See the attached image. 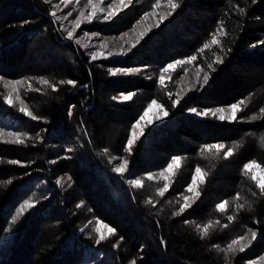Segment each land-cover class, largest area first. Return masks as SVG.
Segmentation results:
<instances>
[{
    "label": "trees",
    "instance_id": "1",
    "mask_svg": "<svg viewBox=\"0 0 264 264\" xmlns=\"http://www.w3.org/2000/svg\"><path fill=\"white\" fill-rule=\"evenodd\" d=\"M149 2H134L119 24H130ZM0 4L6 15L0 23V65L33 39L50 60L47 78L57 85L27 96L37 119L5 106L0 94V107L11 124L27 129L23 143L0 140V264H16L23 250L28 255L19 264H244L264 252V193L243 171L252 161L264 166V0H178L171 20L133 54L103 63L91 60L65 36L45 0ZM177 20L186 28L184 37L169 33ZM220 27L222 59L214 62L208 55L216 66L208 86L175 106L164 99L156 78L109 71L122 65L158 73L170 61L194 54L202 62L200 48ZM0 73L6 71L0 67ZM130 92L135 93L130 101L115 98ZM153 98L168 104L169 119L140 137L129 167L118 173L109 158L111 152L123 153L127 131L110 141L114 115L119 112L131 121L141 110L140 101ZM236 101L244 103L234 121L203 120L186 112ZM68 135L79 142L73 159L59 153ZM218 144L225 148L217 152L212 146ZM146 148L182 156L184 165L170 194L189 182L194 168L204 169L200 196L190 208L176 212L169 202H150L130 183L129 174L141 164ZM228 148L234 154L225 159ZM28 200L35 205L17 211ZM222 201H227L223 211L216 206ZM35 218L42 222L28 243ZM90 218L102 219L115 232L98 240L83 229ZM43 222L55 223L48 239ZM251 229L257 237L248 250L226 252L225 246Z\"/></svg>",
    "mask_w": 264,
    "mask_h": 264
},
{
    "label": "rangeland",
    "instance_id": "2",
    "mask_svg": "<svg viewBox=\"0 0 264 264\" xmlns=\"http://www.w3.org/2000/svg\"><path fill=\"white\" fill-rule=\"evenodd\" d=\"M45 1L51 10V13H55V18L60 24V28L62 29L65 36L69 38L68 33L72 32L73 36L69 39L76 43L79 41L77 44L81 46L82 50L86 55H88V57H90L91 60L102 63L121 62V60H124L126 57L133 54L134 51L140 47V44H142V42H144V40H146L152 32L158 29L164 22L171 20L172 15L176 11V8L173 9L169 6L168 0H150V2L147 4L148 7L138 13L130 24H119V19H123V17L127 15L126 12H128L129 8L134 2H137V4L143 2V4H145L147 0H131L130 3L128 0H125L123 5L120 3V0H91V3L89 0ZM177 2L178 0H173V3ZM93 5L97 8V11L95 15H93L89 20L87 17L92 14ZM101 9H103V11H101ZM81 12L84 13V16L80 15ZM109 12H113L114 14L112 16H108ZM5 19L6 15L2 9L0 12V23H2ZM169 33H175L178 36L184 37L186 28L184 27L183 23L177 20V22L174 23V25L169 29ZM222 35L223 29L221 27L217 28L215 31H213L212 36H210V38L202 45L200 51H202L203 56L205 55L202 59V62L198 59L197 55L194 54L170 61L158 73L156 71L149 72L151 71L150 69L142 66L122 65L109 67V71L114 76H143L144 78H156L158 86L157 88L162 90L163 96L165 94L164 99L167 100L169 104L175 106L181 99L186 98L194 92L200 93L208 86L210 82L211 71L216 69L215 64L209 61L208 55L210 54L212 56V60L214 62L221 61ZM213 38H215L217 41L216 43H213ZM30 40L31 41H29L26 46H20L14 50L12 52L13 57H9V59L8 57H5L4 62L1 63L2 65H0V67L3 68L6 73H0V89L2 90L0 94L3 96L2 100L5 106L18 111L21 115L28 119H34L33 117L37 119L36 113L32 108V101L31 99H27V96L30 92L43 91L47 86L51 87L50 89L56 90L57 85L55 83H51V80L47 78L49 76H46V74H48L51 70L49 67L50 60H47L46 56L41 54V50L36 48V42L33 39ZM133 45H135V47H133ZM93 54H96L95 59L92 58ZM191 57H195V59L191 60ZM176 61H184V63L177 65L175 64ZM170 64L174 65V68L164 71V69H166ZM161 76L164 77L163 83L160 81ZM205 77H207V81H205ZM42 80L48 81V85L42 83ZM15 81H19L20 83L14 84L13 82ZM134 94V92L122 93L115 98L118 101L126 102L133 99ZM9 95L12 97V104L7 103V97ZM126 96H131V98L124 99ZM152 101H156L158 105H162V108L153 106L151 110L148 111L149 105L152 104ZM240 102L241 101H236L231 104H218L207 108L189 107L186 112L198 119L203 120L216 118L220 121H234L236 120L240 110L236 112L235 119H233L230 106L233 104H239V108L241 109L242 104H240ZM22 107L28 109L32 115H26L24 112H21L20 108ZM140 107V112L131 121L128 119L127 115L124 116L123 114L117 112V114L114 115V119L110 125L109 138L112 143L115 142L116 136L117 139H119L120 136H124V133L127 131L125 139L126 144L124 150L122 151L123 153L120 154L111 152L109 158L110 161L113 162L115 168L120 166L123 161L126 160L127 165L123 172L127 170L129 164L131 163L129 156L131 153H133V146L142 136L140 134L141 130H143L144 134L149 130L161 126L165 121H167V119H169V110L167 108L168 104L165 103V101L153 98L144 103L143 100L140 101ZM192 109H195L196 111L194 112ZM218 109L224 110L223 115L226 117L225 119L222 120L219 118L221 113L218 111ZM146 111H148V114L147 116H144ZM165 112L167 115H165ZM197 112H208L209 115H197ZM213 112L216 113L215 116L211 115ZM142 116L144 119H141ZM12 121V118L5 115L3 112V107H0V140L4 139L6 141L19 143L17 142V137L22 140V138H24L27 134V129L14 126L16 125L15 123L12 125ZM134 126H136V138L131 146V150L129 151L127 150L128 140L132 139ZM65 138L67 139V142L61 143L59 145V153L62 158H68L72 156L73 159L77 151L76 148L79 147L78 139L73 135L65 136ZM177 157L180 158L179 166L174 167L172 172L166 171L173 158ZM141 159V164L133 167V173L131 172L129 174V176H131L130 181H142V186H133L142 190L143 193H145L146 198L150 199V202H156L157 200L156 203H161V205L169 202V204L167 203L166 205H170L171 207L173 206L176 212H180V208L182 206L185 210L190 208L195 203V201L200 196V188L205 180L204 175L203 182H201V176L197 175L196 169L200 168L205 173L204 169L201 167L194 168L189 182L184 185L179 192L175 193L174 190L173 193L170 194V189H174L175 180L177 179L176 176L179 173V169H181L184 165L182 156L170 155L166 157L165 154L159 149L146 148ZM256 164L261 165L262 168H253L249 174H255L257 179L264 181V171H262L264 166L259 162H256ZM161 173L164 175L162 176ZM149 175L152 176V179L148 178ZM164 176H167L168 179L165 180ZM69 177L72 180L74 179L75 175L73 177L72 175H69ZM194 177L196 180L195 185H193ZM165 184H167L168 187L161 196L158 194V191L159 189L163 188ZM218 184L219 183H216L214 186H218ZM190 186L194 187V191H188ZM196 192H198L199 195H196ZM155 195H157L158 198L155 197ZM185 197H187V200H185ZM27 202H30V200L25 201L22 203V205H25ZM224 202L225 201L217 202L216 206ZM32 205L34 206L35 204ZM21 206L17 211L20 210ZM28 208L25 209L28 210ZM36 219L37 218L33 220V223L30 226L31 232L33 231V233L28 234L26 241L28 243L34 241L36 232L38 231L37 228L42 222ZM102 225H107L109 228L113 229V227H111L108 223L98 218H90L89 221L84 225L83 229H87L90 234L96 236L98 240H101L99 238V234L96 231L97 227H100V231L104 234L105 238L113 234H110L107 228L102 227ZM41 226L45 230V238H50L48 236H52L55 223L43 222V225ZM253 233H255V238H253ZM241 237L244 239H240ZM256 237V232L251 229L247 231L245 235L234 239L238 241V243L233 244L231 250H228V245L232 242L225 246L226 252H244L252 246ZM241 248H243V251H240ZM22 252L24 255L21 253L15 258L14 261L16 264L22 263V261L27 257L28 252L27 254H25L26 251L24 250ZM244 264H264V252L250 260H247Z\"/></svg>",
    "mask_w": 264,
    "mask_h": 264
},
{
    "label": "snow or ice",
    "instance_id": "3",
    "mask_svg": "<svg viewBox=\"0 0 264 264\" xmlns=\"http://www.w3.org/2000/svg\"><path fill=\"white\" fill-rule=\"evenodd\" d=\"M89 2L91 3V0H89ZM124 2H125V0H120V3L122 5L124 4ZM128 2L130 3L131 0H128ZM168 2H169V6L171 8H173V9H175L176 7L179 6L177 3H173V0H168ZM96 11H97V8L93 5V7H92V14L89 17H87V19L90 20L92 18V16L95 15ZM101 11H103V9H101ZM113 14H114L113 12H109L108 13V16H112ZM52 15L55 16V13L53 12ZM80 15L81 16H84V13L81 12ZM105 18H107V17H105ZM68 36H69V38H71L73 36V33L72 32H69L68 33ZM216 42L217 41L215 40V38H213V43H216ZM77 43H79V41H77ZM133 47H135V45H133ZM206 47H207V45H206ZM92 58L95 59L96 58V54H93V57ZM190 59L191 60H194L195 57H191ZM182 63H184V61H176L175 62V64H177V65L182 64ZM173 68H174V65L170 64V65H168V67L166 69H164V71H168L169 69H173ZM113 74H115V73H113ZM160 81H161V83L164 82V77L163 76L160 77ZM205 81H207V77H205ZM41 82L44 83V84H47L48 83V81H46V80H42ZM13 83L14 84H18L20 82L19 81H15ZM61 83H65V82L62 81ZM66 83L69 84V85H74L75 84V82L72 81V80H68V81H66ZM130 98H131V96L124 97V99H130ZM7 103L8 104H12L13 103L12 97L10 95L7 97ZM243 103H244L243 101L240 102V104H243ZM153 106L162 108V105H158L156 101H152V104L149 105L148 111H150ZM230 107H231V111H232V118L235 119L236 112L238 110H240L239 104H233ZM20 111L21 112H24L26 115H32V113L30 111H28V109H26V108H23L22 107V108H20ZM148 111L145 112L144 116H147ZM192 111L195 112L196 110L195 109H192ZM218 111L221 113V115H220L219 118L222 119V120L225 119L226 117L223 115L224 110L223 109H218ZM261 111L264 112V109H261ZM196 114L197 115H205V116L209 115L208 112H203V113L197 112ZM165 115H167L166 112H165ZM211 115L215 116L216 113L213 112V113H211ZM33 118L35 119V117H33ZM141 119H144V117L142 116ZM140 134L143 135V130H141V133ZM135 138H136V126L133 127V136H132V139H129L128 140V149L127 150H129V151L131 150V146L134 143ZM17 142L23 143V141L19 137H17ZM261 142L264 143V137H261ZM212 147L216 148L217 152L222 151L225 148L224 145H215V146H212ZM208 150L211 151V148H209ZM233 154H234V149L233 148H228L227 151L224 153V158L226 159V158H228L229 156H231ZM11 163H19V162L18 161H11ZM179 164H180V158H178V157L177 158H173L172 162L168 165V168L166 169V171L172 172L173 171V168L174 167H178ZM126 165H127V161L125 160V161H123V163L120 166H118V167L115 168V171L118 172V173H123V171L125 170ZM253 168L261 169L262 166L259 165V164H256L255 161L250 162L248 164H245L244 165V169H243L245 175H248V173ZM262 171H264V169H262ZM196 173H197V175L201 176V182H203V176L206 175V173H204L200 168H197L196 169ZM161 175L163 176L164 174L161 173ZM148 178L149 179H152V176L149 175ZM249 178L252 179L256 183V186L260 189V191L262 193H264V181H261V180L257 179V176L255 174H252ZM164 179L167 180L168 177L167 176H164ZM130 183L133 184V185H135V186H142V181L141 180H132V181H130ZM195 183H196V180H195V177H194L193 178V185H195ZM167 187H168V185L165 184V186L163 188L159 189L158 194L162 196L164 194V192L167 190ZM188 191H190V192L194 191V187L190 186L189 189H188ZM196 195H199V193L196 192ZM237 199H239V196H237ZM185 200H187V197H185ZM226 205H227V201H225L224 203L218 205L217 207H218L219 210L223 211L225 209V206ZM32 206L33 205H32L31 202H27L25 205H22L21 206V208H20L19 211L22 213L25 210V208L32 207ZM237 207L242 208L243 205H237ZM183 211H184V207L182 206L180 208V212H183ZM176 214L179 215V213H176ZM230 219H231V217H230ZM98 224H99V222H98ZM102 227L107 228V230H108V232L110 234H112V233L115 232V229L109 228L107 225H102ZM96 231L99 234V238L101 240H103L105 237H104V234L100 231V227H97L96 228ZM203 232H204V235H207L208 234V228L207 227L204 228L203 229ZM253 238H255V233H253ZM240 239H244V238L241 237ZM236 243H238V241L233 240L232 243L228 245V250H231L232 249V245L233 244H236ZM240 251H243V248H241Z\"/></svg>",
    "mask_w": 264,
    "mask_h": 264
}]
</instances>
